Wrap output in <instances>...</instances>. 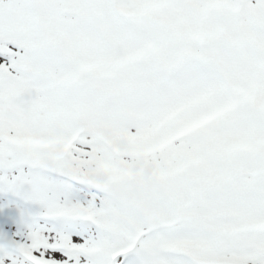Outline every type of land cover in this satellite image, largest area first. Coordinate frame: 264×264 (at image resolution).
Here are the masks:
<instances>
[{
    "label": "snow or ice",
    "instance_id": "snow-or-ice-1",
    "mask_svg": "<svg viewBox=\"0 0 264 264\" xmlns=\"http://www.w3.org/2000/svg\"><path fill=\"white\" fill-rule=\"evenodd\" d=\"M0 264H264V0H0Z\"/></svg>",
    "mask_w": 264,
    "mask_h": 264
}]
</instances>
